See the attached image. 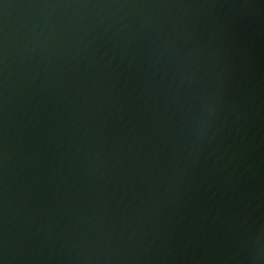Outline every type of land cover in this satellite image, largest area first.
Here are the masks:
<instances>
[{
	"label": "water",
	"instance_id": "water-1",
	"mask_svg": "<svg viewBox=\"0 0 264 264\" xmlns=\"http://www.w3.org/2000/svg\"><path fill=\"white\" fill-rule=\"evenodd\" d=\"M0 264H264V0H0Z\"/></svg>",
	"mask_w": 264,
	"mask_h": 264
}]
</instances>
